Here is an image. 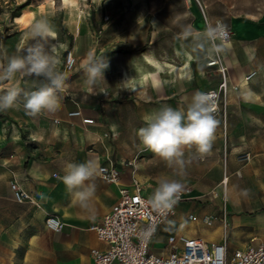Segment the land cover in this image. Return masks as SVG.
Listing matches in <instances>:
<instances>
[{
	"label": "rangeland",
	"instance_id": "1",
	"mask_svg": "<svg viewBox=\"0 0 264 264\" xmlns=\"http://www.w3.org/2000/svg\"><path fill=\"white\" fill-rule=\"evenodd\" d=\"M75 2L77 7L70 9L64 0H0V63H6L5 58L30 39L32 24L44 18L56 32V42L63 45L59 49L60 71L66 75L56 112L31 116L22 104L0 111V162L3 156L16 153L17 143L13 141L19 136L21 151L28 158L50 159L58 168L81 160L97 164L106 157L120 168L124 161L129 173L121 172V176L141 180L150 198L161 178L179 181L181 191H189L176 206H185L186 213L197 218L202 213L218 216L221 221L205 227L218 225L222 240L233 241L237 238L233 216H264V36L251 41L231 39L235 33L247 35L264 27V0ZM23 12V20H29L30 25L21 30L26 25L23 20L15 24L14 18ZM220 27L231 31L230 40L222 42L216 36ZM184 29L188 30L186 35ZM89 53L107 58L109 63L105 81L98 80L94 85L86 83L82 67ZM147 58L179 67L191 58L188 77L164 74L161 81L165 92L185 99L184 106L177 100L162 106L186 108L196 92L218 90L226 79L214 112L218 124L210 153L201 156L194 147H186L182 174L148 150L137 134L153 99L149 76L142 75L152 68ZM246 59L251 60L254 71L243 79L237 64L234 69L231 64ZM142 65L146 69H141ZM198 65L204 67L201 72ZM125 73L133 80L125 82ZM33 82L34 78L28 77L15 81L25 88ZM11 83L0 85V94ZM72 112L80 114L69 115ZM83 119L93 123L85 124ZM80 125L93 126L85 130ZM225 177L227 181L222 183ZM15 185L24 190L11 179V218L18 213L17 204L40 205L35 200L33 204L19 203L12 190ZM181 222L187 224L184 219ZM175 226L167 220L157 233L168 234ZM5 247L8 252L0 264H44L39 252L26 243L18 244L12 236Z\"/></svg>",
	"mask_w": 264,
	"mask_h": 264
},
{
	"label": "crops",
	"instance_id": "2",
	"mask_svg": "<svg viewBox=\"0 0 264 264\" xmlns=\"http://www.w3.org/2000/svg\"><path fill=\"white\" fill-rule=\"evenodd\" d=\"M36 14L34 13V15ZM15 24L18 23L15 22ZM27 27L24 26L21 30ZM234 36L231 39L232 41H237V39L241 38H243L241 40L251 41L264 36V27H257L247 35H238L235 33ZM186 60L189 63L191 58H186L183 62L184 65L179 67L172 66L168 62H164L163 64L158 63L149 58L148 65L150 64L152 68H149V74L146 76H149V80L153 84L150 83L153 99L149 101V112H145V114L157 111L169 100H177L181 103V106H184L185 99L180 94L165 92L164 84L162 83L161 86V81L162 75L164 74L175 75L180 78L188 77L190 71L185 72ZM236 64L240 68L238 75L242 74L243 79L254 71L252 69V62L249 59L245 61H234L231 64V69H234ZM140 68L142 69L143 65ZM197 68L201 72L204 67L198 65ZM152 73H159L157 84L152 81ZM242 86L246 87V85ZM81 126L85 130H88L93 125ZM18 140L20 141V136L19 139H14L13 141L15 144L17 143L16 153L12 156H3L0 162V179L2 183V187L0 188V250L2 252L0 254V260H3L5 257L4 254L8 252V248H4V245L10 244L12 236L13 241L15 240L18 244L26 243L32 250L37 251V253L39 252L40 259L44 260V264H94L90 251L92 249L103 250L105 245L98 240L96 234L89 227L105 215L116 203L119 197V187L101 180L95 174L92 181L86 182L95 185L94 196L90 200L87 208L81 207L77 202H74L73 195L68 191L62 181V177L65 174V167H56L53 160L50 159L39 160L28 158L25 153H22ZM83 162L81 160L71 163ZM103 162L102 159L101 162L95 164L96 169ZM123 162L120 163L121 172L129 173L123 167ZM12 178L16 179L19 185L30 193L33 199L39 202L40 205L35 207L29 203L17 204L18 213L11 218L9 211V182ZM135 178L142 184L141 180L137 177ZM130 179L131 177L126 178L121 176V184L127 185ZM142 195L151 200L143 184ZM186 210L187 208L185 206H176L174 217L168 219L176 226L168 234L157 233L152 243L153 249L156 251L162 250L166 245L167 238L174 234L183 235L188 238H201L208 243L221 242L222 229L220 226L213 225L211 228H206L201 222V218L205 215L204 213H202L201 218L195 216L197 220L191 221L188 218L191 214L186 213ZM201 212L203 211L201 210ZM49 215L57 216L64 224L59 232L46 229L44 221ZM214 217L215 220H213V223L221 221V218H218V216ZM181 219L186 220L187 224L182 223ZM232 223L233 229H235L233 234L237 238L233 241H226L229 254L235 249L243 248L249 244H258L264 240V216L257 215L252 219L250 217L245 218L244 216H233ZM251 239L253 242L250 241Z\"/></svg>",
	"mask_w": 264,
	"mask_h": 264
},
{
	"label": "clouds",
	"instance_id": "3",
	"mask_svg": "<svg viewBox=\"0 0 264 264\" xmlns=\"http://www.w3.org/2000/svg\"><path fill=\"white\" fill-rule=\"evenodd\" d=\"M187 31L184 29L185 35ZM30 32V39L18 45L16 53L5 58L6 63H0V85L12 82L0 94V111L18 108L22 104L27 114L37 116L60 108L58 93L63 91L66 80V75L60 71L59 49L63 45L56 42L57 34L47 19L36 20ZM82 67L86 83L94 85L98 80L105 81L104 72L109 63L107 58L89 53ZM22 77L34 78L33 84L25 88L15 83ZM213 103L211 94L198 91L186 108L165 105L145 114L142 117L144 126L138 129V137L148 150L182 174L186 147H194L201 156L210 153L218 124ZM64 173L62 181L73 195L74 202L87 208L94 196L95 185L86 182L92 181L96 174L95 163H67ZM181 189L179 181L161 178L151 202L156 208H171Z\"/></svg>",
	"mask_w": 264,
	"mask_h": 264
},
{
	"label": "built area",
	"instance_id": "4",
	"mask_svg": "<svg viewBox=\"0 0 264 264\" xmlns=\"http://www.w3.org/2000/svg\"><path fill=\"white\" fill-rule=\"evenodd\" d=\"M216 36L225 42L231 39V31L220 27ZM225 85L226 79L223 78L218 90L203 91L211 94L215 111L219 91ZM79 114L72 112L69 115ZM83 123L92 124L93 120L83 119ZM127 164L131 163L128 161ZM96 174L101 180L119 187V197L111 209L89 227L105 245L103 250L90 251L94 264H264V240L229 254L224 239L219 243H208L201 238L174 234L167 238L162 250L156 251L152 243L158 227L175 215L176 204L185 198L183 194L189 189L177 194L178 199L171 208H156L149 198L142 195V184L135 177H131L127 185L121 184V169L109 157L97 167ZM12 190L19 203L35 202L31 194L16 185ZM188 218L197 220L193 215ZM213 220L215 217L212 215L201 218L206 226L211 225ZM44 224L47 230L53 232H59L64 225L54 215L47 216ZM250 241L253 242L252 239Z\"/></svg>",
	"mask_w": 264,
	"mask_h": 264
},
{
	"label": "bare ground",
	"instance_id": "5",
	"mask_svg": "<svg viewBox=\"0 0 264 264\" xmlns=\"http://www.w3.org/2000/svg\"><path fill=\"white\" fill-rule=\"evenodd\" d=\"M64 5L67 6L68 8H70V9L77 7V4H76L75 0H64ZM24 14H25V12H23L22 15L15 17V18H14V21H15V22H20V21H22V20H23V16H24ZM23 24L26 25V26H29V25H30V21H29V20H23ZM227 45H228V43H227ZM151 60H152V59H151ZM147 61H149V58H147ZM213 64H215V63H209L208 65H213ZM143 69H146V67H145L144 65H143ZM166 70H167V69H166ZM167 71H168V70H167ZM189 71H190V65H189L188 61L186 60V62H185V72H189ZM158 72H159V71H158ZM164 72L167 73L166 71H164ZM144 73H145V75H144L143 73H142V75L145 77L146 75L149 74V70H145ZM158 76H159V73H152V74H151L152 81H153L155 84H157ZM132 80H133L132 76H130V75L126 74V73L124 74V81H125V82H130V81H132ZM125 82H124V83H125ZM127 84H128V83H127ZM245 84H246V83H244V81H243L242 85H245ZM226 181H227V177L224 178V180H223L222 183H226Z\"/></svg>",
	"mask_w": 264,
	"mask_h": 264
},
{
	"label": "trees",
	"instance_id": "6",
	"mask_svg": "<svg viewBox=\"0 0 264 264\" xmlns=\"http://www.w3.org/2000/svg\"><path fill=\"white\" fill-rule=\"evenodd\" d=\"M17 17V16H16Z\"/></svg>",
	"mask_w": 264,
	"mask_h": 264
}]
</instances>
